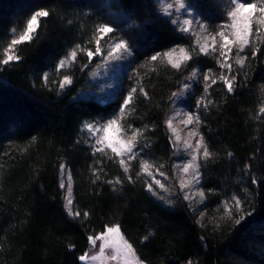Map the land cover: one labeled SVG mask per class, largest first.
<instances>
[{"label":"trees","instance_id":"16d2710c","mask_svg":"<svg viewBox=\"0 0 264 264\" xmlns=\"http://www.w3.org/2000/svg\"><path fill=\"white\" fill-rule=\"evenodd\" d=\"M194 2L201 9L197 17L212 32L228 23L230 0ZM41 9L50 15L40 18L32 41L15 47L21 59L0 65V264H85L78 258L89 247L88 236L113 224L145 264H264V113L259 111L264 106V35H255L247 46L243 69L232 62L228 73L214 53H200L155 0H0V60ZM99 23H110L132 53L120 88L104 102L79 95L96 56L89 61L78 52L75 62L57 71L76 45L95 50ZM178 46L195 48L179 70L163 57L149 61ZM194 70L197 79L187 103L199 116L200 133L212 153L200 163L204 199L198 208L174 191V149L165 123L173 94ZM221 74L237 75L233 92ZM64 75L73 82L60 90ZM134 87H143L148 97L138 91L122 123L144 129L141 144L148 142V155H139L125 173L111 151L93 154L82 126L118 116ZM201 97L211 101L207 108L197 106ZM144 159L164 165L173 189L170 204L147 191L148 177L140 171ZM62 164L72 179L78 218L65 209ZM233 196L241 201L239 209L231 203Z\"/></svg>","mask_w":264,"mask_h":264},{"label":"snow or ice","instance_id":"6c2138e0","mask_svg":"<svg viewBox=\"0 0 264 264\" xmlns=\"http://www.w3.org/2000/svg\"><path fill=\"white\" fill-rule=\"evenodd\" d=\"M231 4L234 7L231 8L230 11L227 12V16L230 18V23L223 25L220 29L211 34L209 36H205V40L207 41L209 38L211 39V43L200 44L199 40L196 41V44L199 46V52L205 55L214 53L217 51V46L220 49L219 58L217 59V63L220 64L222 69H227L228 73L233 72V64L229 60V54L232 52L233 48H237V56L238 59L235 61L237 65L243 69L246 61L245 57L240 55L244 51V49L252 43L251 37L253 35L261 36L264 35V0H258V2H241V0H230ZM174 7L173 4L165 5V11L172 9ZM175 7L177 12H183L188 14L190 9L195 11V14L191 15V19H185L183 21V27L181 31L188 33L191 31L190 26L193 24V21L196 19V15L199 14L201 9L199 5L196 4L193 0L192 3L181 2V0H175ZM50 15L49 11L47 10H38L34 14L31 15L30 19L27 20V28L20 36L19 39H13L7 46L5 51V58L0 60V65H7L13 61H19L21 57L17 54H14L15 47L20 45L22 42L32 41L34 39L36 30L39 26L40 18H46ZM179 21H173L174 24L178 23ZM198 27L201 30L206 31L207 25L203 23H198ZM231 30L230 32L227 30ZM198 35V34H197ZM230 36L232 37L230 39ZM217 37H219V43L217 42ZM109 38L112 40V47L111 50L108 52V58H121L117 56V53H127L129 52V46L124 38L122 37H115L114 36V29L110 26V23H99L95 28V51L91 50L90 47L76 45L68 54L67 59H62L58 66L57 71L63 70L70 62H75L78 56V52H83L86 55V58L91 61L94 56L102 55L104 49L101 47L102 42L104 39ZM91 43V42H90ZM195 52V48L191 50H187L184 47H180L179 55H176V50L171 49L163 54L157 52L155 55H152L149 58V61L155 62L158 59L167 58V63L171 65L173 69L179 70L183 64L189 61L192 58V53ZM256 55V50L253 49V56ZM88 67V65H84V68ZM211 71V70H209ZM138 75V73H136ZM197 73H192V77L194 78ZM246 78V77H245ZM45 83L48 82V74L45 73L43 77ZM219 79L223 82L224 86L227 88L229 93L233 92L234 88L237 86V75H224L221 74ZM209 80V75H204V90L205 92L208 91L210 85L207 83ZM73 82V78L71 75H64L62 79L58 81L59 89L63 90L68 85H71ZM53 83H56L55 81ZM212 84L216 83V80L213 79L211 81ZM190 87L189 84L184 85V90H187ZM139 91L140 94L144 95L146 98L148 97V93L144 91L143 87L132 88L128 95L124 98L123 103L120 105V113L118 116H115L111 119H108L106 122H86L83 124V128L86 129L89 133L90 139V146L92 148L93 154L96 153H106L109 149L111 150L114 157H119V164L124 169L125 173H128L131 168V162L141 154L148 155L145 152V149L148 147V142L145 141L141 144V138L144 134V129H133L130 124L124 125L122 123V118L124 117L125 111L129 109L133 103L135 94ZM264 92V89H262ZM173 95H176L175 93ZM205 98L201 97L197 100V106H203L207 108L208 104L211 101L204 102ZM259 111L264 113V106H261ZM187 119L183 121L184 124H197L200 123L199 116L195 115L194 113H186ZM170 131L175 134L176 129L172 127V118H169L165 122ZM130 133V135H129ZM193 137H199L195 140V147L192 148V141L185 140L184 147L185 149H192V156L191 160L188 163L183 164L182 166H177L180 168V171L183 173H188L189 169L195 171V176L191 178V180L185 182V180L180 181V189L183 190L188 184L195 181L196 183L199 182L200 172L199 164L197 160L199 158L207 159L211 157L212 153L209 151L207 144L204 141V138L199 135V132L194 128L191 133ZM124 137H127L126 139ZM171 139V137H170ZM177 141L180 140L179 135L175 136ZM202 152V156H198V153ZM141 168L140 171L142 173H146L149 177H151V182L146 183L147 191L151 192L153 195H157L156 188L165 189V183L162 180H167L168 177L166 176L165 172L162 170L164 165H154L150 163L147 159L141 160L140 162ZM64 165H61V168L64 169ZM98 172L97 169H93L94 175ZM140 175V172L137 173V176ZM157 175L160 177L157 178ZM127 179L129 182H133L132 176H128ZM110 184L113 181H109ZM121 181L117 179L115 184H120ZM253 183H256L255 178H253ZM63 186V185H61ZM166 190V189H165ZM199 196L201 200L204 199V193L201 191L199 192ZM185 200H190L191 197L189 195H185ZM69 205L72 203L71 200L67 202ZM231 203L235 206L236 209L240 208L241 201L237 199L235 196L231 198ZM225 208H228V204H225ZM70 215L79 216V212H71L69 211ZM85 216L88 213H84ZM204 213H201L203 216ZM228 215L231 216V212H228ZM244 219V216H241L240 219L236 220L235 223L239 224L241 220ZM115 237H119V239H115ZM145 240L147 237L144 238ZM88 241L90 244L95 245L97 241H100L99 244L100 251L103 253L106 247L112 248L116 253L127 256H135L134 249L130 243L126 239H124L120 226L118 224H113L111 226L105 225L103 229L95 234L89 235ZM97 256H89L87 252L79 256L80 261H88L97 260ZM112 259H117V256H112ZM138 264H144L143 261H138Z\"/></svg>","mask_w":264,"mask_h":264},{"label":"rangeland","instance_id":"374dc122","mask_svg":"<svg viewBox=\"0 0 264 264\" xmlns=\"http://www.w3.org/2000/svg\"><path fill=\"white\" fill-rule=\"evenodd\" d=\"M155 1L158 5L159 11L164 16L170 18L172 23H173V21H177V20L179 21L178 23H176V24L173 23V24L180 31H181V28L184 26L183 21L185 19H191V15L195 14L194 10H192V9H190L188 14H185L182 11L177 12V9L175 7V0H155ZM181 2H185V1L181 0ZM167 4H173L174 7L166 12L164 9H165V5H167ZM232 7H234V5L231 4L230 10ZM198 23H203V22L196 15V19L193 21V24L190 26L191 31L188 32L187 34H189L191 36L193 43H194V46L199 51V46L196 44V41L199 40L200 44H205V43L210 44L211 39L209 38L206 41L205 36L210 37V35L214 34V32L209 30L208 27H207L206 31L201 30L198 27ZM229 23H230V18L228 17V23L227 24H229ZM26 28H27V26H26ZM227 31L230 32L231 30L229 29ZM22 34L15 37L14 39H19ZM254 37H255V35H253L251 37V40ZM231 38L232 37L230 36V39ZM217 42L218 43L220 42L219 37H217ZM101 47L104 49V51H103L102 55L96 56V60H98V63L94 65L91 73L89 74V77L87 80L88 85L79 92V95L80 96H91L100 102H104V101H108V100L112 99L116 95L118 89L120 88L121 81H122L123 77L129 71V64H130V60L132 58V53H131V50L129 48V52H127V53H123V52L117 53V56H119L121 58H108V52L111 50V47H112V40L108 41L106 44H104L102 42ZM180 47H184V46H178V47H174L171 49H175L176 55H179ZM246 48L244 49V51L242 53H240V55L245 57ZM171 49H169V50H171ZM169 50H167V51H169ZM219 53H220V49L217 46V51L214 52V54L217 56V58H219ZM236 53H237V48L234 47L232 52L229 54V60L231 62L235 63V61L238 59V56ZM14 54H15V50H14ZM67 57L65 59H67ZM4 58H5V51H4ZM165 59L167 60V58H165ZM225 70H227V69H225ZM191 77H192V73L185 79V81L181 85V88L175 93L176 95L172 96L170 108H169L167 116H166V121L169 118H172V127L176 129V133L173 134L170 131L167 124H166V126L168 129L169 135L171 137V142H172V146L174 149V158H173V163H172V165H173L172 170H173V177H174L173 181L177 187L176 189L174 188V191L175 190L179 191V193L181 194V196L183 198L185 197L186 194L189 195L191 197V199L186 200V201L191 205L192 208H198L203 201V200H201V198L199 196V192H201V191L203 192V189L201 186L200 163L204 159L199 158L197 160V163L199 164L198 171L200 172L199 182L196 183L195 181H193L192 183L188 184V186L185 187L183 190L180 189V181L182 179L185 180V182L191 180V178L193 176H195V171H193L192 169H189L188 173H183L182 171H180V168L177 167V166H182L183 164L188 163L191 160L192 149L191 148L185 149L184 141L185 140H191L192 141V148H194L195 147V140L199 138V137L191 136L190 135L191 131L195 128L199 132V135L202 136V134L200 133V130H199V125H197V124L186 125L183 123V121L187 119L186 113L190 112V113L195 114V112L192 110L190 105H188V103H187L188 93L191 91L193 82H195V80L197 79V76H195L194 78H191ZM185 84L190 85V87L187 90H184ZM107 120L101 121V122H106ZM176 135H179V137H180L179 141H177L175 139ZM124 138L126 139L127 137H124ZM109 151H111V150L109 149ZM198 156H202V152L198 153ZM117 158H118V160L120 159L119 157H117ZM140 166H141V164H140ZM144 174L148 177V178H146L147 182H151V177H149L146 173H144ZM157 178L159 179L160 177L157 175ZM162 182L165 183V189L166 190L165 189H159L157 187L155 189L157 192V195H154V196L158 200H160L162 203L170 204L171 199L173 198V194H172L173 189L171 190V188H170L171 184H170L169 180H166V181L162 180ZM61 185H63V186H61ZM60 186H61L63 193H64V205H65V209H66L67 213L69 214V211H71L73 213L77 212L75 209L74 203H73L72 179H71L69 172L67 171V169L65 167H64V169L61 168V170H60ZM68 200L72 201V203L70 205L67 203ZM70 216L73 218H78V216H74V215H70ZM90 235H95V234L91 233ZM123 237H124V235H123ZM115 239H119V237H115ZM124 239H126V238L124 237ZM100 243H101L100 241H97V243L95 245H92L89 243V247L86 251L89 254V256H97L98 257L97 260H95V261H92V260L82 261L83 263H85V264H138V261H141L138 258V256L136 255V253H135V256L125 257L123 255L116 253L112 248H108V247H106L104 249L103 253H101L100 247H99ZM134 252H135V250H134ZM114 255L117 256V259H115V260L112 259V256H114Z\"/></svg>","mask_w":264,"mask_h":264}]
</instances>
